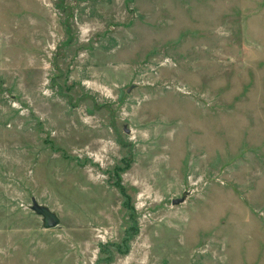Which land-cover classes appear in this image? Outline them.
<instances>
[{
	"label": "rangeland",
	"instance_id": "374dc122",
	"mask_svg": "<svg viewBox=\"0 0 264 264\" xmlns=\"http://www.w3.org/2000/svg\"><path fill=\"white\" fill-rule=\"evenodd\" d=\"M0 264H264V0H0Z\"/></svg>",
	"mask_w": 264,
	"mask_h": 264
},
{
	"label": "water",
	"instance_id": "95a60500",
	"mask_svg": "<svg viewBox=\"0 0 264 264\" xmlns=\"http://www.w3.org/2000/svg\"><path fill=\"white\" fill-rule=\"evenodd\" d=\"M128 92V90L126 91ZM119 94H122V91H119ZM183 198V197H182ZM182 198H173L170 200L171 204H176L181 201ZM30 208L38 215L42 217V227L47 229V228H52L56 226L57 224V217L56 215L51 212L47 207L42 206L40 204H37L33 198H31V205Z\"/></svg>",
	"mask_w": 264,
	"mask_h": 264
},
{
	"label": "trees",
	"instance_id": "16d2710c",
	"mask_svg": "<svg viewBox=\"0 0 264 264\" xmlns=\"http://www.w3.org/2000/svg\"><path fill=\"white\" fill-rule=\"evenodd\" d=\"M130 214V213H129Z\"/></svg>",
	"mask_w": 264,
	"mask_h": 264
}]
</instances>
